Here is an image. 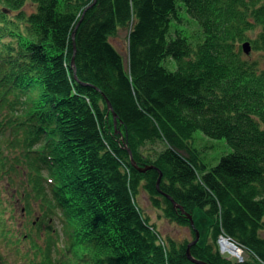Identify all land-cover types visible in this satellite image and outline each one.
I'll use <instances>...</instances> for the list:
<instances>
[{
    "label": "trees",
    "instance_id": "obj_1",
    "mask_svg": "<svg viewBox=\"0 0 264 264\" xmlns=\"http://www.w3.org/2000/svg\"><path fill=\"white\" fill-rule=\"evenodd\" d=\"M181 1L200 25L193 42L168 38L176 0H0V264H199L187 254L197 209L209 239L195 259L264 264V70L242 47L264 51V0ZM121 32L126 55L111 41ZM198 130L232 151L209 167ZM4 182L21 197L2 199ZM141 187L191 239L161 236ZM19 202L40 208L30 232ZM221 235L242 260L221 253Z\"/></svg>",
    "mask_w": 264,
    "mask_h": 264
},
{
    "label": "rangeland",
    "instance_id": "obj_2",
    "mask_svg": "<svg viewBox=\"0 0 264 264\" xmlns=\"http://www.w3.org/2000/svg\"><path fill=\"white\" fill-rule=\"evenodd\" d=\"M176 2H177L178 15L176 17L177 19L174 18L171 22L168 38L175 37V35L178 33L181 36H187L189 39L191 36V39L193 42V35H199V32H200L199 26L200 25L198 24L197 20H195L194 18H192L188 14V12L186 11L185 5L181 0H176ZM35 9H36V6L31 1H27L25 6L23 7V11L26 12L27 14L32 13L33 11H35ZM14 14H16V13H13V15ZM261 31H262V29H260V27H258L255 30H252V32L249 34V37L254 39L257 37V35H259L261 33ZM111 41L113 42L114 45H116V47L119 50L123 51V53L126 55V53H127V51H126V46H127L126 32H121L119 37L111 38ZM250 45H251V42H250ZM243 53H244L243 58H245L248 61H255L257 63L258 68L260 70H264V51L253 50L252 45H251L250 52L246 53L243 51ZM170 68L173 69L174 67H170ZM193 138L194 139L192 140V144H193L194 148L199 151V155H200L201 160L204 163H206L209 167L216 165L222 156H224V155H226L232 151V147L229 145L228 141L225 138H220V139L211 138V137L206 136L200 130L195 132ZM1 185L4 188L3 195H5V196H3L4 198H2V199L6 200V195L8 193L14 194L15 197H21V192H22L23 187L20 183H16L14 186L12 185V188L10 185H8L7 182L2 183ZM138 200H139V203L142 206V208L148 213L149 217H151L152 222L155 223L156 228L160 231V234L163 238L166 239L168 237H171V238L176 239L178 241H183L185 239H191L192 238L191 231H190L189 227L181 226V225L176 224L175 222L168 220L163 215L161 210L156 209V208L151 206V203L149 201V197L145 193V191L143 190L142 187L140 189ZM24 206H25V203H22V202H19V204H17V207H18V209H17L18 212L16 213L17 214V220H18V223L19 222L21 223V229L23 231L30 232L32 230V228H31L32 222L31 221L33 220L34 216L40 214L41 211H40L38 204H36L37 209L35 210V212L31 216H28L25 213V207ZM18 213L20 215L22 214L21 217L18 215ZM194 219H195V221L199 227V230L201 232L199 242L201 245H203V244L207 243V241L209 239V237H208L209 219L207 217H205L203 211H201L200 209L195 210ZM51 222H52V225L58 229L62 226V222L60 221V218L54 217V219H52ZM18 227L19 226L17 224L14 226V228H18ZM44 231L46 232L47 230H44ZM44 231L39 232V235L42 236L41 238L46 237V234L44 233ZM261 233L264 236V231ZM224 237L228 238L227 236H224ZM63 238H65V235H63ZM220 240H221V237L219 238V244H220V251L222 254L226 255L229 258L240 257V255L242 253H240V255L239 254L232 255L227 250H224L222 247V243H220ZM40 242H42V239H40ZM230 243L234 247L236 246L234 243H232V241ZM3 246H6L7 248H9V245L6 243V241H3ZM27 246L30 247L31 245H29V243H23L22 249L25 251L26 249H28ZM10 247L12 248V246H10ZM2 251H3L2 253L4 255V259L9 260V262H12V258L17 259V253L15 251H12V253H11V249H5V250L2 249ZM66 251H68V250H66ZM64 254L65 253L62 254L63 258H64ZM54 255L58 259H63V258H61L60 255H58V256L56 254H54ZM66 255H67V253H66ZM22 262L27 264L25 259H21L19 261V264H22Z\"/></svg>",
    "mask_w": 264,
    "mask_h": 264
},
{
    "label": "water",
    "instance_id": "obj_3",
    "mask_svg": "<svg viewBox=\"0 0 264 264\" xmlns=\"http://www.w3.org/2000/svg\"><path fill=\"white\" fill-rule=\"evenodd\" d=\"M74 34H75V32H74ZM242 47H243V51L246 52V53H249L250 50H251V45H250V42L249 41H245L243 43ZM73 63H74V59H73ZM108 106H109L110 109H112L111 103L109 101H108ZM114 122H115V124L117 123L116 122V114L115 113H114ZM132 163H133V165L137 166L134 159H132ZM152 167H153L152 165H149V166H146L144 168H139V170L146 171L147 169H150ZM161 176H162V173L160 174V177ZM158 184H159V182H158ZM187 216L191 220V224L194 225V221H193L192 215L191 214H187ZM199 238H200V232L196 228V238L188 245L187 254H188L189 259H191L192 261H194L196 263H199V264H207V263H205L203 261H200V260L195 259L192 256L191 251H190L191 246L194 245V244H197V242L199 241Z\"/></svg>",
    "mask_w": 264,
    "mask_h": 264
},
{
    "label": "bare ground",
    "instance_id": "obj_4",
    "mask_svg": "<svg viewBox=\"0 0 264 264\" xmlns=\"http://www.w3.org/2000/svg\"><path fill=\"white\" fill-rule=\"evenodd\" d=\"M222 247L224 250H227L232 255H237L239 253V251L236 249V247L231 245V243L227 240H223Z\"/></svg>",
    "mask_w": 264,
    "mask_h": 264
},
{
    "label": "built area",
    "instance_id": "obj_5",
    "mask_svg": "<svg viewBox=\"0 0 264 264\" xmlns=\"http://www.w3.org/2000/svg\"><path fill=\"white\" fill-rule=\"evenodd\" d=\"M223 240H227V241H232L229 237L228 238H226V237H224V236H221V240H220V242L222 243L223 242ZM233 243V242H232Z\"/></svg>",
    "mask_w": 264,
    "mask_h": 264
}]
</instances>
